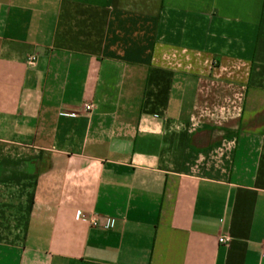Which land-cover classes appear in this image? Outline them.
<instances>
[{
	"label": "crops",
	"instance_id": "1",
	"mask_svg": "<svg viewBox=\"0 0 264 264\" xmlns=\"http://www.w3.org/2000/svg\"><path fill=\"white\" fill-rule=\"evenodd\" d=\"M0 264H264V0H0Z\"/></svg>",
	"mask_w": 264,
	"mask_h": 264
},
{
	"label": "built area",
	"instance_id": "2",
	"mask_svg": "<svg viewBox=\"0 0 264 264\" xmlns=\"http://www.w3.org/2000/svg\"><path fill=\"white\" fill-rule=\"evenodd\" d=\"M86 108H87V110H91V109H92V106H91V105H87ZM80 215H81V212H78V218H80ZM88 220H89V222H90L93 226H97V225L99 224V220L96 219L94 216L91 217V218H89ZM108 224H110V221L107 222V225H108ZM219 241H220V243H222V244H226V243L229 242V239H228V238H225V237H221Z\"/></svg>",
	"mask_w": 264,
	"mask_h": 264
}]
</instances>
